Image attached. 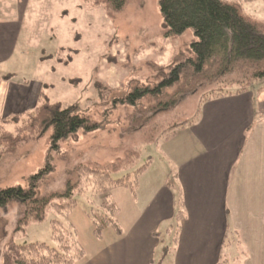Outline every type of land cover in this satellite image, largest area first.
Returning a JSON list of instances; mask_svg holds the SVG:
<instances>
[{
	"label": "rangeland",
	"instance_id": "obj_1",
	"mask_svg": "<svg viewBox=\"0 0 264 264\" xmlns=\"http://www.w3.org/2000/svg\"><path fill=\"white\" fill-rule=\"evenodd\" d=\"M160 1L139 0L114 14L86 7L81 0L16 1L22 4L19 15L23 28L15 56L18 64L12 62V72L16 70L18 79L42 85L41 91L51 103L76 105L77 112L97 128L80 129L75 138L59 142L52 141L49 130L0 160V190L25 189L41 172L40 196L63 188L69 178L80 183L74 191L76 206L67 215L50 209L40 222L16 230L17 217L12 215L16 202L10 203L9 211L0 210V264L4 245L10 241L19 246H55L52 222L56 220L73 228L80 245L87 248L86 243L94 238L91 215L101 201L98 190L106 185L104 175L110 180L125 176L133 180L146 165L153 163L151 170L166 166L160 145L157 147L163 143V135H154L148 127L137 130L130 118L133 106L124 103L131 86L158 82V68L169 67L172 56L187 52L195 39L191 30L172 39L165 37ZM238 1L245 13L264 21V0ZM12 2L0 0V10L14 8ZM37 58H42L40 63ZM178 91L171 88L165 96L174 100L180 95ZM200 98L201 92L174 104L177 123L196 116ZM37 105L36 101L29 110ZM155 139L159 142L154 143ZM80 166L98 174H81L77 171ZM153 175L157 177V173ZM150 178L148 171L137 181L143 194ZM112 237V230L104 234V240Z\"/></svg>",
	"mask_w": 264,
	"mask_h": 264
},
{
	"label": "crops",
	"instance_id": "obj_2",
	"mask_svg": "<svg viewBox=\"0 0 264 264\" xmlns=\"http://www.w3.org/2000/svg\"><path fill=\"white\" fill-rule=\"evenodd\" d=\"M16 1L0 10V120L31 109L42 87L11 69L23 28ZM258 87L202 103L190 122L158 143L166 166L151 170V163L138 177L150 172L145 194L140 187L110 191L122 235L106 229L87 248L81 244L86 257L77 264H264V88ZM110 230L113 237L104 240Z\"/></svg>",
	"mask_w": 264,
	"mask_h": 264
},
{
	"label": "trees",
	"instance_id": "obj_3",
	"mask_svg": "<svg viewBox=\"0 0 264 264\" xmlns=\"http://www.w3.org/2000/svg\"><path fill=\"white\" fill-rule=\"evenodd\" d=\"M81 1L91 9L114 14L139 0ZM159 5L166 38L172 39L191 30L195 39L187 52L172 56L169 67L158 68V82L131 86L133 90L124 103L133 106L130 118L137 130L151 128L154 135L161 133V140H166L188 122H176L179 116L175 114L174 104H182L201 92L199 109L210 99L243 94L258 85V89L264 88V21L245 13L238 0H162ZM171 88L179 90L180 95L174 100L165 96ZM37 102L33 110L0 120V160L49 130L52 141L59 142L75 138L80 129L91 131L97 128V124L77 112L76 105L64 107L51 103L42 91ZM147 167L139 169L135 175L139 177ZM77 171L98 174L85 166H80ZM42 176L43 172L33 176L25 189L9 187L0 190V210L9 211L10 203L16 202L12 212L17 217L16 230L30 222H40L50 209L67 215L76 206L74 191L80 184L78 181L69 178L62 184L63 188H54L40 196L37 189ZM104 176L106 185L103 183L98 190L102 194L101 201L91 215L92 235L97 240L102 238L106 229L122 235L116 220L118 209L109 190L123 187L135 192L138 181L136 176L133 180L128 176L118 180H110L107 174ZM179 202L181 207L180 199ZM181 218L179 212L177 220ZM52 239L56 243L52 247L47 244L19 246L10 241L4 245L1 264H77L85 259L86 252L73 228H65L57 220L53 221Z\"/></svg>",
	"mask_w": 264,
	"mask_h": 264
}]
</instances>
